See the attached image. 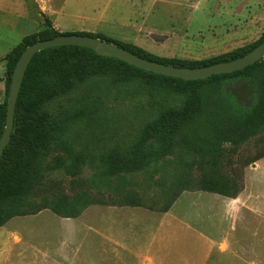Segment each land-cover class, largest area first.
Wrapping results in <instances>:
<instances>
[{
	"label": "trees",
	"instance_id": "1",
	"mask_svg": "<svg viewBox=\"0 0 264 264\" xmlns=\"http://www.w3.org/2000/svg\"><path fill=\"white\" fill-rule=\"evenodd\" d=\"M61 34L50 28L37 40L25 38L6 55L0 138L16 61L27 46ZM68 34L97 37L142 58L190 68L236 59L264 41L262 35L247 47L187 62L154 57L137 46L92 33ZM75 126L104 130L112 140L99 157L107 176L142 171L176 150L216 163L227 151L225 144L240 147L264 129V58L234 73L182 80L101 57L79 46H57L36 53L18 95L11 139L0 156V203L18 201L35 188L38 162L53 148L68 152L73 168L84 163L88 158L84 148L77 149L69 140ZM241 188L242 182L234 193L212 189L211 184L197 190L234 196ZM14 216L0 212V227Z\"/></svg>",
	"mask_w": 264,
	"mask_h": 264
},
{
	"label": "rangeland",
	"instance_id": "2",
	"mask_svg": "<svg viewBox=\"0 0 264 264\" xmlns=\"http://www.w3.org/2000/svg\"><path fill=\"white\" fill-rule=\"evenodd\" d=\"M24 1L0 0L1 7L14 9L8 12L15 14L13 19L19 20L20 28L18 33L8 30L1 39L0 47L6 55L25 38L37 40L50 28L59 32L48 16ZM88 1L87 10L91 9L87 14L91 15L98 1ZM134 4V23L140 30L132 39L120 41L111 35H96L137 46L154 57L187 62L247 47L264 35V0H134ZM111 5L114 7L115 1ZM6 79L7 62L0 78V103L5 98ZM71 132L69 140L87 153L84 163L73 168L68 152L53 148L38 162L35 188L18 201L0 203L1 213L15 215L0 228V264H83L82 222L88 206L93 205L95 211V205L101 204L140 205L161 213L184 190L203 189L211 184L212 189L234 193L241 186L243 169L264 155L263 129L240 147L225 144L227 151L216 163L176 150L142 171L107 176L99 157L112 140L104 130L75 126ZM68 256L70 261H66ZM212 263L264 264V261ZM132 264L141 263L132 261Z\"/></svg>",
	"mask_w": 264,
	"mask_h": 264
},
{
	"label": "crops",
	"instance_id": "3",
	"mask_svg": "<svg viewBox=\"0 0 264 264\" xmlns=\"http://www.w3.org/2000/svg\"><path fill=\"white\" fill-rule=\"evenodd\" d=\"M97 1L104 5L97 3L91 15L87 14L91 9L87 10V0L24 2L34 4L62 33L106 34L129 41L139 32L133 18L134 0ZM0 9L3 10L0 14L2 42L8 30L18 33L20 28L19 20L13 19L15 14L8 12L14 11L11 6L0 5ZM1 49L0 78L7 53ZM92 206L83 211V264H93L92 261L100 264L264 261V156L243 169L242 188L234 196L184 190L161 213L140 205L101 204L95 205V211Z\"/></svg>",
	"mask_w": 264,
	"mask_h": 264
},
{
	"label": "water",
	"instance_id": "4",
	"mask_svg": "<svg viewBox=\"0 0 264 264\" xmlns=\"http://www.w3.org/2000/svg\"><path fill=\"white\" fill-rule=\"evenodd\" d=\"M57 46H79L88 48L94 51L98 56L112 57L141 70L182 80H202L214 75L234 73L264 58V41L247 54L236 59L196 68L174 67L148 60L116 44L87 35L61 34L51 39L36 41L27 46L21 53L11 75L6 103L5 127L0 138V156L11 139L16 102L29 63L36 53Z\"/></svg>",
	"mask_w": 264,
	"mask_h": 264
}]
</instances>
